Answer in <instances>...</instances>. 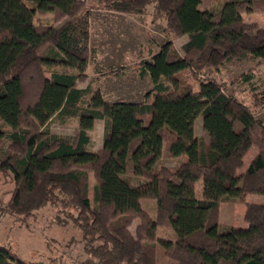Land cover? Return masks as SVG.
I'll return each instance as SVG.
<instances>
[{
    "label": "trees",
    "instance_id": "1",
    "mask_svg": "<svg viewBox=\"0 0 264 264\" xmlns=\"http://www.w3.org/2000/svg\"><path fill=\"white\" fill-rule=\"evenodd\" d=\"M97 1L126 13L152 3L166 32L186 36L181 53L166 40L142 61L153 84L143 102H106L97 87L77 86L87 57L58 44L62 25L36 23L47 13L67 23L83 17L86 0H0V180L11 185L0 211L24 218L47 204L73 210L69 218L97 264H264V203L245 201L264 195V123L220 82L197 77L246 55L264 62V20L243 17L264 12V0H222L217 9H200L201 0ZM252 98L262 106L264 90ZM53 117H75L77 129L52 132ZM96 120L102 143L89 150ZM251 146L257 152L238 173ZM199 180L200 193L188 194ZM142 199L158 201L154 217ZM226 199L244 202L246 226H220ZM159 226L174 237H156ZM156 244L168 262L156 261ZM0 264L45 263L0 244Z\"/></svg>",
    "mask_w": 264,
    "mask_h": 264
},
{
    "label": "rangeland",
    "instance_id": "2",
    "mask_svg": "<svg viewBox=\"0 0 264 264\" xmlns=\"http://www.w3.org/2000/svg\"><path fill=\"white\" fill-rule=\"evenodd\" d=\"M221 2L222 0H201L199 8L205 9L212 7L217 9ZM84 8L88 10V14L85 16L89 17L91 21L90 26L93 35L91 38V46L96 45L95 52L97 53L92 55L93 58L90 61L91 68H87L86 66L85 78L77 82L78 87L90 85L91 87H97L100 91L96 82L98 76L123 70V65L121 66L119 63L120 56L116 52L117 49H120L119 47L122 43H124L125 51L131 50L132 47L137 51V54L129 56L130 58H137H135L136 60L134 62L132 61L130 63L133 67L142 66V61L148 59L153 54L151 51H155L157 48L156 44L161 41L171 40L175 49L181 53L180 46L186 40V36H172L166 32L165 19L155 11L152 3L147 4L140 13L114 11L108 9L97 0H86ZM111 11L112 13L114 11L127 14V16L132 17V20L123 22L111 18L104 21V23L106 22L104 25L105 29L100 30L99 25L102 22L101 14H111ZM243 17L246 22L256 21L257 23H262L264 20V12H243ZM67 20V17L58 18L52 13L36 15V23L42 25H62L67 23ZM108 64L115 66L114 68L101 70L99 73L95 72V70L102 69V67ZM249 73L252 77L250 80H245L243 75ZM197 77L202 80L212 78L220 82L223 86L224 93L234 96L248 105L254 116L264 123V104L256 107L253 105L252 98L254 93H261L264 90V62L250 55H246L224 62L217 72L208 68L200 72ZM195 124V134L200 136L202 134L201 117L197 118ZM49 128L52 132L69 136L77 129V120L75 117L65 118L64 120L53 117L49 121ZM88 134L90 141L86 145V148L89 150L98 149L102 143L103 121L96 120L92 129L88 131ZM88 181L89 188L92 190L95 185V180L90 171L88 173ZM201 185V180L197 181L189 190L188 194L197 196L200 193ZM10 189V183L6 179H1L0 205L4 204L7 200ZM245 201L248 203H264V195L249 193L246 195ZM141 205L154 217L158 201L142 199ZM244 209V202H235L229 199L221 201L217 214L220 226H238L245 224L243 219ZM69 212L72 214L75 213L69 208L62 210L60 207L57 208L49 204L24 218H17L16 216L0 211V244L9 247L20 258L27 261H39L45 264H97L96 259L84 249L81 231L73 225L71 218H69ZM58 221L66 222L61 224ZM138 223V218L132 219L129 225L131 233L134 234L135 227ZM156 237L160 239H172L174 233L168 227L159 226L156 228ZM155 259L158 263L169 261L163 254V249L159 244L155 245Z\"/></svg>",
    "mask_w": 264,
    "mask_h": 264
},
{
    "label": "crops",
    "instance_id": "3",
    "mask_svg": "<svg viewBox=\"0 0 264 264\" xmlns=\"http://www.w3.org/2000/svg\"><path fill=\"white\" fill-rule=\"evenodd\" d=\"M100 17L102 19V22L99 25L100 30L105 29L104 25L106 22L104 23V21H107L108 19L111 18H115L114 20L123 21V22H126V20H132V17L127 16V14L114 12V11L113 13L111 11V14H101ZM90 22H91L90 18L85 16L76 21L64 23L62 24L57 36V41L60 46L68 49L69 51L79 56L87 57L88 59L87 68H91L90 61L93 58L92 55H94V53H97L95 52L96 45H92L93 47L91 46L92 43L91 38L93 37V35H92ZM133 27H135V25H133ZM162 42L163 41L156 44L157 47L156 50L151 51V53L156 52L160 44H162ZM119 48L120 49H117L116 52L120 56L119 63L121 64V66L123 65L122 67H124V69L121 70L120 72L100 75L96 78V82L101 91L102 98L106 102L140 103L143 101L145 93L153 87L152 80L144 66H137V67L131 66L130 63L132 61L134 62L137 59L136 57H135L136 59L129 57L130 55L137 54L135 48L132 47L133 50L131 48V50L125 51L124 43H122ZM114 66L115 65L113 64H108L102 67V69L95 70V72L99 73V71L101 70L114 68ZM256 152L257 150L254 146H251L247 150L243 158V166L237 170L238 173H241L245 169L248 162L256 154ZM176 160L177 159H172V162L174 163ZM246 225L247 224L245 222V224L238 226H246ZM231 226H235V225H231Z\"/></svg>",
    "mask_w": 264,
    "mask_h": 264
}]
</instances>
